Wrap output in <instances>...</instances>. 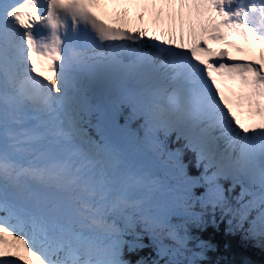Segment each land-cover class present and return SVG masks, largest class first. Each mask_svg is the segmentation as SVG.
Instances as JSON below:
<instances>
[{
    "label": "snow or ice",
    "instance_id": "obj_1",
    "mask_svg": "<svg viewBox=\"0 0 264 264\" xmlns=\"http://www.w3.org/2000/svg\"><path fill=\"white\" fill-rule=\"evenodd\" d=\"M0 264H264V0H0Z\"/></svg>",
    "mask_w": 264,
    "mask_h": 264
},
{
    "label": "trees",
    "instance_id": "obj_2",
    "mask_svg": "<svg viewBox=\"0 0 264 264\" xmlns=\"http://www.w3.org/2000/svg\"><path fill=\"white\" fill-rule=\"evenodd\" d=\"M257 262L261 261L262 257L259 255V253L254 254L253 257Z\"/></svg>",
    "mask_w": 264,
    "mask_h": 264
}]
</instances>
